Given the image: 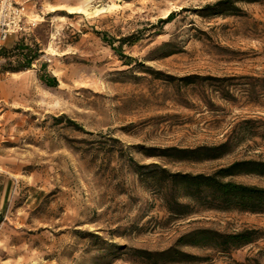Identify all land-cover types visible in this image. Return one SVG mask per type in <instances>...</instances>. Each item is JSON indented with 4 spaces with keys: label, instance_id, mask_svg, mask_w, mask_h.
I'll use <instances>...</instances> for the list:
<instances>
[{
    "label": "rangeland",
    "instance_id": "obj_1",
    "mask_svg": "<svg viewBox=\"0 0 264 264\" xmlns=\"http://www.w3.org/2000/svg\"><path fill=\"white\" fill-rule=\"evenodd\" d=\"M20 1L31 17L0 69L17 64L18 46L39 57L30 70L0 72V264L154 263L142 252L203 228L260 238L229 255L182 247L194 258L171 264H264V215L178 219L134 171L210 174L264 159V0L218 14L223 0ZM122 38L130 66L109 46ZM228 137L218 160L146 156ZM233 181L264 188L256 176Z\"/></svg>",
    "mask_w": 264,
    "mask_h": 264
},
{
    "label": "trees",
    "instance_id": "obj_2",
    "mask_svg": "<svg viewBox=\"0 0 264 264\" xmlns=\"http://www.w3.org/2000/svg\"><path fill=\"white\" fill-rule=\"evenodd\" d=\"M261 0H223L214 4L213 14L231 13L236 10V3H257ZM210 8V7H208ZM170 15L162 24L169 23L173 20ZM119 45L114 47L112 43L109 46L122 59L126 60L127 65H131L132 60L123 56L122 46L130 42V38H122ZM15 50L18 53L16 65H2L0 72L18 73L30 70L39 57L38 50L31 48H19ZM7 51L2 47L0 50V60L7 59ZM46 87L52 88L58 85L55 78L46 80L40 78ZM71 123V121H69ZM74 124V123H73ZM77 126V125H73ZM230 137L218 146L202 145L197 148L179 149L169 147L168 149L152 148L146 151V156L157 157L172 161H192L202 162L218 160L227 155L232 150ZM135 174L138 175L141 182L147 188L154 189L159 194L165 209L168 213L178 219L198 214L200 211H239L248 214L264 215V188L255 185L249 186L242 183L234 182L237 176H256L264 179V159L262 160H240L235 163L219 168L210 174H191L171 172L158 164L134 166ZM1 219V218H0ZM260 238L258 230H244L236 234L219 233L211 229H198L188 232L180 237L169 250L164 252H142L149 258L156 259L154 263L147 261V264H171L192 261L194 256L186 255L179 249L182 247L206 248L223 254H231L233 251L242 247L253 244Z\"/></svg>",
    "mask_w": 264,
    "mask_h": 264
},
{
    "label": "built area",
    "instance_id": "obj_3",
    "mask_svg": "<svg viewBox=\"0 0 264 264\" xmlns=\"http://www.w3.org/2000/svg\"><path fill=\"white\" fill-rule=\"evenodd\" d=\"M26 8L19 0H0V50L3 43L26 31Z\"/></svg>",
    "mask_w": 264,
    "mask_h": 264
},
{
    "label": "crops",
    "instance_id": "obj_4",
    "mask_svg": "<svg viewBox=\"0 0 264 264\" xmlns=\"http://www.w3.org/2000/svg\"><path fill=\"white\" fill-rule=\"evenodd\" d=\"M20 1V0H19ZM32 14V13H31ZM27 18L29 19L31 16L27 13L26 14ZM20 37L25 36V33L22 35H19ZM18 36L14 37V39L11 37L9 39H7L4 43H3V48L6 50L7 48H11L14 47L16 42H17Z\"/></svg>",
    "mask_w": 264,
    "mask_h": 264
}]
</instances>
